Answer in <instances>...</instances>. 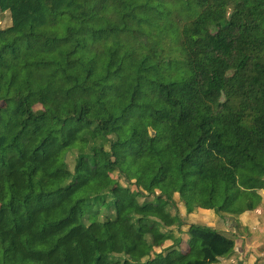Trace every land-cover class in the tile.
Returning <instances> with one entry per match:
<instances>
[{
    "label": "trees",
    "instance_id": "trees-1",
    "mask_svg": "<svg viewBox=\"0 0 264 264\" xmlns=\"http://www.w3.org/2000/svg\"><path fill=\"white\" fill-rule=\"evenodd\" d=\"M0 16V264H217L177 194L234 223L233 247L248 237L264 0H0Z\"/></svg>",
    "mask_w": 264,
    "mask_h": 264
},
{
    "label": "crops",
    "instance_id": "crops-1",
    "mask_svg": "<svg viewBox=\"0 0 264 264\" xmlns=\"http://www.w3.org/2000/svg\"><path fill=\"white\" fill-rule=\"evenodd\" d=\"M194 210L209 215L208 221L202 224L215 231L211 236L212 249L218 257L215 261L217 264H264V210L241 216L239 223L247 228L249 235L236 247H233L232 237L228 234L230 230V234L237 235L238 229L234 223H226L227 230L224 231V226L215 215L197 208ZM185 222L188 223L186 219Z\"/></svg>",
    "mask_w": 264,
    "mask_h": 264
},
{
    "label": "rangeland",
    "instance_id": "rangeland-1",
    "mask_svg": "<svg viewBox=\"0 0 264 264\" xmlns=\"http://www.w3.org/2000/svg\"><path fill=\"white\" fill-rule=\"evenodd\" d=\"M8 21L6 19H4V17L0 16V30L5 29L8 25ZM129 190L131 191V193H134L135 189L134 187H128ZM181 196L180 194H177L174 196V202L177 205L178 211H179V215L180 216H186V218H184V220L186 219L188 221V223H186V227H188L189 225H195V226H204L202 224V222L204 221H208V214L207 213H201L198 212L197 210H193L190 214L186 213L185 208L182 206L181 202H180ZM184 227V228H186ZM182 236V234H181Z\"/></svg>",
    "mask_w": 264,
    "mask_h": 264
}]
</instances>
